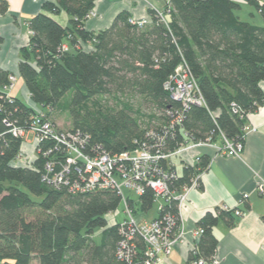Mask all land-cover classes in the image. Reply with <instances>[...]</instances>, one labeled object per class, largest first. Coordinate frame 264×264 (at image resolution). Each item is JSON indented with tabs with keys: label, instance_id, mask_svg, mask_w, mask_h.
Here are the masks:
<instances>
[{
	"label": "trees",
	"instance_id": "trees-1",
	"mask_svg": "<svg viewBox=\"0 0 264 264\" xmlns=\"http://www.w3.org/2000/svg\"><path fill=\"white\" fill-rule=\"evenodd\" d=\"M96 1L47 0L43 12L30 19V42L21 49L19 63L30 105L6 91L13 76L0 68V264H127L118 254L119 228L109 226L106 217L118 209L120 195L72 192L45 180L46 164L56 151L48 157L43 152L53 148L54 141L39 146L32 167L16 165L25 137L15 136L12 129L28 132L37 108L50 120L52 109L72 92L68 104L71 131L89 136L83 152L94 157L97 151L119 155L133 150L148 140L150 131L170 125L168 108L181 105L172 100L165 83L182 63L197 80L206 105L186 110L181 125L166 139L167 151L210 137L218 141L222 134L233 142H245V119L264 104L262 0H243L255 9L251 15H257L261 25L241 20L238 12L243 4L236 1L169 0L162 11L166 22L157 10H149L151 23L140 28L129 22V13L121 12L110 28L90 32L85 25ZM8 10L7 0H0V13ZM63 12L69 16L67 26L48 15ZM81 43L92 49L86 51ZM63 45L68 49L64 51ZM126 91L153 104L161 112V125L150 128L142 119L145 115L128 101L117 98L121 107L113 109L103 108L97 100ZM208 164L207 156H201L195 167L183 164L173 189L191 185ZM154 199L152 189L130 199L134 215L147 214ZM166 210L178 214L175 202ZM234 213L217 209L200 220L203 234L192 260H211L218 243L213 228L220 219L235 226ZM98 231L99 242L95 239ZM136 242L143 250L142 239Z\"/></svg>",
	"mask_w": 264,
	"mask_h": 264
},
{
	"label": "built area",
	"instance_id": "built-area-1",
	"mask_svg": "<svg viewBox=\"0 0 264 264\" xmlns=\"http://www.w3.org/2000/svg\"><path fill=\"white\" fill-rule=\"evenodd\" d=\"M157 12L159 17L166 22L164 14ZM92 16H95L94 11L91 12L88 20ZM129 22L143 28L151 23V18L130 19ZM62 48L65 51L68 46L63 45ZM11 81L13 84L6 89L8 92L13 88L16 78L11 77ZM165 89L170 93L172 100L181 105V108L174 109L172 106L168 108V115L171 118L170 125L164 126L161 131H150L147 134V141L119 155L98 151L97 156L86 155L83 151L89 143V136L83 138L79 131L57 130L39 108L36 109L37 115L28 131L34 134L35 152L40 151L39 146L43 142H55L53 148H48L43 152V155L48 157L56 151V155L47 162L45 167L44 179L50 184L57 187L67 186L72 192L113 191L121 196V203L125 206L124 220H117L118 211L106 217L108 220L115 215L113 222L108 221V225L119 228L121 239L118 254L127 264H159L164 257L172 253L179 241H184L185 226L181 218V208L188 192L200 186V179L205 170L195 175L191 185L184 186L181 190L173 189L172 185L180 176L174 159L184 157L192 149L216 146L215 143H217L210 137L205 141L187 142L174 151L166 150V139L175 133L177 126L181 125L186 110L192 105L204 107L206 103L197 80L186 63L177 67L165 83ZM232 107L234 112H238L236 103H232ZM28 132L21 128L12 129V133L17 137H26ZM219 141L221 146H216V150L219 155L224 156H240L245 146V142H233L223 134ZM36 159V154L32 158L20 155L16 160V165L32 167ZM200 160L201 156L197 155L190 160H185V163L187 166L195 167ZM148 189L154 192L159 215L151 221L141 222L136 219L129 200L135 199L134 197L138 199ZM257 190L261 194L264 193V183H259ZM244 197L247 198L248 195ZM173 202L176 203L178 214L166 210ZM235 213L238 216L241 215L238 210ZM202 234L203 229L201 228L194 233L197 242ZM138 238L143 241V250L136 242ZM193 252L195 253V249ZM211 260L216 262L213 257ZM192 264H207V260L198 257L193 260Z\"/></svg>",
	"mask_w": 264,
	"mask_h": 264
},
{
	"label": "crops",
	"instance_id": "crops-1",
	"mask_svg": "<svg viewBox=\"0 0 264 264\" xmlns=\"http://www.w3.org/2000/svg\"><path fill=\"white\" fill-rule=\"evenodd\" d=\"M46 1L7 0L9 10L5 14L0 13V68L16 78L9 94L29 105L30 94L19 73L20 51L30 42V19L43 12ZM168 1L97 0L93 9L95 16L86 22L85 29L90 32L108 29L121 12L129 13L130 19L148 18L149 10L163 11ZM232 1L243 4V7L248 6L243 0ZM48 15L62 26L68 25L69 16L65 12L57 16L50 13ZM249 22L262 24L261 19ZM80 47L86 51L92 49L89 44L81 43ZM260 87L264 92V81L260 83ZM244 128L245 146L240 156L219 155L212 147H201L192 149L180 158L177 161L179 167L175 162L177 169L181 170L185 160L197 155L209 157L200 186L188 192L181 208L185 226L184 241L176 245L173 252L159 264H192L191 254L198 243L194 236L199 229L198 224L207 213H213L217 209L238 210L241 215L233 214L235 226L230 227L220 219L213 228L218 241L213 256L216 262L207 260V264H264V193L257 190L258 184L264 183V104L257 112L246 117ZM35 148L34 137L24 141L22 157L32 158ZM244 195L248 197L245 198Z\"/></svg>",
	"mask_w": 264,
	"mask_h": 264
},
{
	"label": "rangeland",
	"instance_id": "rangeland-1",
	"mask_svg": "<svg viewBox=\"0 0 264 264\" xmlns=\"http://www.w3.org/2000/svg\"><path fill=\"white\" fill-rule=\"evenodd\" d=\"M160 12H162V11H160ZM250 12L251 13L255 12V9L250 7V6H244L242 8V10L239 12V14L241 16V20L247 21V22L254 20V19L256 21H257V19L259 20V17L257 15L255 17H252L250 15ZM71 97H72V92H69L63 98V100L60 102L58 108L52 109V111H51L49 119L55 123L58 130L61 129L63 131H65V130L70 131L73 128L72 117H71L70 111L68 109V104L71 101ZM117 98L122 100V101H128L130 104L133 105V107L135 109H138L139 111H141L142 114L145 115V117L142 118L143 121H145L146 123H150V128L161 125L162 121L159 119L161 117V112L159 110H157L153 104H151L149 102L142 101V99L140 97L134 96L130 91H126L125 93H119L117 96L111 95V96L98 97L97 100L103 108L119 109L121 106L118 103ZM92 104L93 103L89 104V108L91 110H93L95 108ZM153 115H155L157 118L154 119L153 121H149L148 117L153 116ZM33 137H34V134L32 132H29L26 135L24 141L26 142L28 140H32ZM215 144H216V146H219V147L221 146L220 141L219 142L217 141V143H215ZM216 146L212 145L211 147L216 150ZM174 161L178 165L180 158H175ZM178 167H179V165H178ZM177 170L180 171V168H178ZM134 198L137 199L136 197H134ZM117 211L119 212L116 215L117 220L118 221L124 220V218H125V213H124L125 206H124V204L121 203L115 212H117ZM157 211H158V203H154L152 209L147 214H144L143 217H142V215L136 216V219L138 221H140L141 218H144V220L151 221L157 215ZM114 217H115V215H112V217L109 218L108 221H110L112 223L113 222L112 219H114ZM111 223H110V225H111ZM101 231H98L95 234V237H96L95 239L97 240V242L100 241V232ZM183 238H185V235L183 236ZM179 243H182V241H179L176 245H178ZM164 258H166V257H164ZM34 263H38V262L35 261Z\"/></svg>",
	"mask_w": 264,
	"mask_h": 264
}]
</instances>
